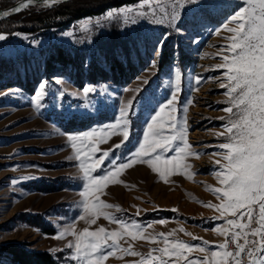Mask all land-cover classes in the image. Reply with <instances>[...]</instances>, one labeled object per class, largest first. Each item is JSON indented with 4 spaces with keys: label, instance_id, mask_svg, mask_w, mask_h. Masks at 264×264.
Here are the masks:
<instances>
[{
    "label": "rangeland",
    "instance_id": "obj_1",
    "mask_svg": "<svg viewBox=\"0 0 264 264\" xmlns=\"http://www.w3.org/2000/svg\"><path fill=\"white\" fill-rule=\"evenodd\" d=\"M19 1L0 0V11L14 7ZM151 2L156 16L137 15L139 11L149 10L147 5L140 9L138 0L127 5L135 6L134 12L122 15L114 11L125 6L108 9L99 17H85L67 27L36 32L18 28L27 15L15 20L10 16L22 12L36 14L40 9L62 3L48 7L29 5L15 15L10 9L8 16H1L0 34L6 39L0 40V245L22 244L36 253H50L59 264H77L72 259L75 236L85 230L95 232L103 228L106 233H120L116 249L107 248L113 242L111 239L102 241L105 253H112L103 264H148L152 257L157 258L153 264H160V253L152 252V257L149 253L163 248L161 234L169 233L168 241H182L192 246V251L185 252L187 259L176 260L165 255L164 260L187 264L188 260L202 261L211 251L219 250L224 236L216 229L226 228V220L233 217L225 213L224 218L217 219L220 215L217 208L222 201L213 189H222L223 185L214 173L227 163L216 153L224 151L218 145L227 142L224 126L231 114L226 109L232 105L226 94L227 70L217 65L224 63L223 57L230 56L228 45L233 33L229 29L235 24L227 23L225 27L226 22L247 5L245 0H198L179 9L180 19L175 24L167 21L151 24L150 20L163 16L161 7L170 13L174 6L173 0ZM108 13H112L110 18ZM132 19L136 20L135 24L131 23ZM58 50L70 57L71 64L61 66L54 62L47 66V59ZM164 52H170L169 64L159 67ZM112 59L125 69L130 63L134 72L130 81L116 82L108 68ZM93 69H97L94 75ZM174 69L180 71L181 78L173 115L180 119L185 130L184 140L174 141L172 150L160 154L162 160L176 157L179 166L174 163L165 168L160 163V172H154L148 163L130 162L128 168L120 170L100 191L89 187L84 169L94 161L83 151L91 152L87 148L89 141L85 140L84 144L79 139L75 141L82 149L77 159V150L71 147L67 135L114 123L120 108L134 101L129 109L127 141L90 175L99 178L109 170L115 171L113 163H123L139 150V144L144 143L146 125L152 123V117L172 96L176 87ZM55 78H61V82L57 83ZM42 82L46 95L40 107H34L33 97ZM221 83L226 86L221 87ZM86 85L97 89L89 94L87 101L83 96ZM100 86H105L103 95ZM60 90L65 92L63 98L58 97ZM73 92L78 95L73 97ZM161 115L168 120L167 108ZM103 135H108V139L92 141L97 158L124 138L123 130ZM153 139L156 137H150L149 143ZM184 143L188 149L177 156L175 148L183 147ZM161 172L166 174L162 176ZM14 179L18 180L15 185ZM86 191L87 196L81 195ZM97 197L112 207L104 209L105 214L86 215L82 202L87 199L92 204ZM209 204L213 207H208ZM159 211L164 214L148 218L149 213ZM107 215L123 221L129 231H137L131 227L134 223L141 225V229L136 237L128 235ZM60 233L66 234L57 238ZM69 244L73 247H68ZM129 248L137 255L129 254ZM0 264H7L2 254Z\"/></svg>",
    "mask_w": 264,
    "mask_h": 264
},
{
    "label": "snow or ice",
    "instance_id": "obj_2",
    "mask_svg": "<svg viewBox=\"0 0 264 264\" xmlns=\"http://www.w3.org/2000/svg\"><path fill=\"white\" fill-rule=\"evenodd\" d=\"M44 3L51 4L53 0H43ZM159 2V0H157ZM246 7L240 8L227 23H234L235 27L230 28L229 31L233 33L231 43L228 45L230 56L223 57L224 63L217 65L218 68H225L227 78V95L230 97L231 107L226 109L231 115L229 123L226 124L225 131L228 135L225 137V143L218 145L219 149L224 150L216 153L221 155L226 164H222L219 171L214 175L219 179L223 188L213 189L214 194L222 203L217 208L220 215L217 219H222L225 213L233 217V219L226 220V225L231 228H217L216 231L225 236V242L218 246V251H211L206 255L204 260H188L187 264H244L245 257L248 259V264H264V0H245ZM35 0H22V3L11 9V13H18L22 9L34 4ZM174 6L169 13L163 7L160 11L163 13L161 18L150 20L151 24L162 23L167 21L169 24H175L180 19L179 9L186 4L198 3V0H173ZM145 5L148 6V11H139L137 15L142 18L148 15L156 16V9L152 8L151 0H140L138 7L143 9ZM178 6V7H177ZM120 11L123 15L125 12L136 11L135 6L125 5ZM9 12H4L0 15L8 16ZM110 18L112 13L107 14ZM128 22L127 19L125 21ZM132 24L136 23L135 19L131 20ZM86 30V29H85ZM179 32V29H176ZM13 35H17L14 33ZM68 36L70 33H63ZM167 35V34H166ZM6 39L4 34H0V40ZM75 42V37H73ZM91 42V39L88 41ZM33 45L36 41H32ZM160 48H157V55ZM155 65V62L153 63ZM176 75V87L172 96L169 98L166 105L161 106L159 111L152 117V123L146 125V132L144 133V143L139 144V150L130 154L125 158L123 163H113L115 171L109 170L101 175L99 178L92 177L90 172L96 170L97 165L102 166L103 160L107 159L116 149L122 147L130 135L129 120L131 112L129 109L134 104V101H128L126 105L120 108L117 120L107 126L98 127L89 132L75 135H67L68 140L71 141V147L77 150V159L82 149H79L76 140L79 139L81 144L85 140L89 141L87 148L91 152L83 149L88 159L94 161L84 169L85 178L89 181V187H95L97 191L102 189V186L113 179L117 173L129 167L130 162H145L148 163L154 172H160L158 165L163 163L165 168L167 165L174 164L178 167L180 161L173 157L171 160H162L160 153H166L172 150L174 141L184 140V129L181 125L180 119L173 115L176 112V102L178 99L177 93L180 91L179 82L181 73L178 69H174ZM200 78L197 77V80ZM57 83L61 82V78H55ZM147 83V81H144ZM221 83V87H225ZM105 86H100L99 91L101 95L105 92ZM18 91V90H16ZM97 89L94 86H85L83 88V96L87 101L89 94H93ZM45 84L42 82L37 93L33 97V106L40 107L41 101L44 99ZM65 95L64 90L58 93L59 98ZM73 97L78 94L71 93ZM168 110L169 118L165 121L161 115ZM235 109V111H233ZM184 111L183 108L180 109ZM168 128L171 131L165 133L164 129ZM123 130V141L113 147L111 151L103 152L99 158L94 156L97 149L94 147L92 141L103 142L108 139V135L104 133H117ZM217 135H220L217 133ZM150 137H156L149 143ZM147 144V147L145 146ZM188 144L184 143L183 147H176L177 156L185 154L188 149ZM157 148L159 151H157ZM192 155L199 156L200 153H192ZM82 163H84L82 161ZM35 167V166H29ZM184 167H187L185 165ZM161 172V175H165ZM28 179V178H20ZM18 180L14 179L12 184L15 185ZM87 196V191L81 193ZM83 210L88 216H97L105 214L104 209L112 207L111 205L103 204L97 197L96 201L89 204L87 199L82 202ZM208 207H213L209 204ZM83 219L84 217H80ZM109 220L118 223L123 227L124 232L128 235L136 237L137 231L141 229V225L133 224L131 227L137 231H129V226L123 221L117 220L115 217L107 215ZM94 223L95 221H90ZM164 221H160L163 223ZM253 223L258 226L253 227ZM66 233H60L57 238H62ZM164 236L163 248L152 249L149 257H152V252H159L160 264H176L172 259L164 260L163 256L167 255L170 258L176 257L179 260L185 257V252H191L192 246L182 241H168L169 234H161ZM120 233L105 232V229L100 228L98 231L90 232L85 230L75 236L74 254L72 259L77 261V264H103L107 255L111 252L105 253V248L102 246V241L106 243L111 239L112 244H107V248H118L117 239ZM156 239V238H153ZM195 239V238H194ZM243 241V243H241ZM207 244V242H204ZM235 246L234 251L228 249V244ZM68 247H73L69 244ZM131 255H137L131 249L127 250ZM200 251L208 252L206 248H200ZM152 257L148 264H153Z\"/></svg>",
    "mask_w": 264,
    "mask_h": 264
},
{
    "label": "trees",
    "instance_id": "obj_3",
    "mask_svg": "<svg viewBox=\"0 0 264 264\" xmlns=\"http://www.w3.org/2000/svg\"><path fill=\"white\" fill-rule=\"evenodd\" d=\"M136 1L138 0H71V2L58 4L49 9H43V11L40 9L36 14H26V12H22L10 17L15 20L16 17L18 19L27 15L23 22L19 23L22 26L18 28L28 32H36L48 28L56 29L58 27H67L72 21L81 18L85 19V17H99V15H102L108 9H117L125 5H131ZM32 9L34 8H31V10ZM169 53L164 52L159 67L169 64L168 60L170 59L169 57H171ZM54 62L61 66L71 64L70 57H66V55L60 50L50 55L49 59H47V66L53 65ZM75 64L76 63H74V67ZM126 67V69L122 68L119 63L112 59L108 68L115 77L114 79L116 80L117 78L116 82L118 79L130 81V78L134 76L133 68L130 63L126 65ZM96 70L97 69H93V75ZM126 73L129 77L126 76ZM102 80L105 81L104 79ZM153 214L163 215L164 213L160 211L149 213L147 215L148 218ZM0 254H2L7 264H59L55 257L51 256L50 253H36L35 251L26 249L22 244L10 243L0 245Z\"/></svg>",
    "mask_w": 264,
    "mask_h": 264
},
{
    "label": "water",
    "instance_id": "obj_4",
    "mask_svg": "<svg viewBox=\"0 0 264 264\" xmlns=\"http://www.w3.org/2000/svg\"><path fill=\"white\" fill-rule=\"evenodd\" d=\"M35 1H42V2H43V0H35ZM67 1L70 2L71 0H63V1H61L60 3L67 2ZM21 3H22V0L19 1V2H16V4H15L14 7L12 6L11 8H9V9H7V10H1V11H0V14H2V13H4V12H8V10L18 7ZM30 5H36V4H30ZM28 6H29V5H28ZM46 7H48V6H46ZM11 14L15 15V13H11ZM1 16H2V15H0V19H1Z\"/></svg>",
    "mask_w": 264,
    "mask_h": 264
},
{
    "label": "built area",
    "instance_id": "obj_5",
    "mask_svg": "<svg viewBox=\"0 0 264 264\" xmlns=\"http://www.w3.org/2000/svg\"><path fill=\"white\" fill-rule=\"evenodd\" d=\"M232 219H233V218H232ZM252 226L255 228V227H257L258 225H257L256 223H253ZM228 228H231V226L228 225ZM224 242H225V238H224ZM241 243H243V241H241ZM228 249H229L230 251H234V250H235V246H234L233 244L229 243V244H228ZM244 264H248V259H247V257H245Z\"/></svg>",
    "mask_w": 264,
    "mask_h": 264
},
{
    "label": "bare ground",
    "instance_id": "obj_6",
    "mask_svg": "<svg viewBox=\"0 0 264 264\" xmlns=\"http://www.w3.org/2000/svg\"><path fill=\"white\" fill-rule=\"evenodd\" d=\"M61 1H63V0H53V2L51 4L44 3L42 1H35L34 4H36L38 6H41V7H46V6H51V5H54V4L56 5L57 3H60Z\"/></svg>",
    "mask_w": 264,
    "mask_h": 264
},
{
    "label": "crops",
    "instance_id": "obj_7",
    "mask_svg": "<svg viewBox=\"0 0 264 264\" xmlns=\"http://www.w3.org/2000/svg\"><path fill=\"white\" fill-rule=\"evenodd\" d=\"M226 228H228V226L226 225ZM224 238H225V236L223 237V243H224Z\"/></svg>",
    "mask_w": 264,
    "mask_h": 264
}]
</instances>
